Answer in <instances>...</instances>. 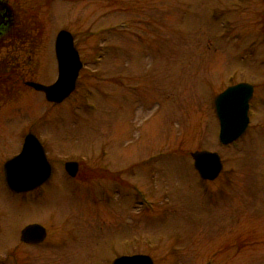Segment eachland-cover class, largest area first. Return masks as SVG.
<instances>
[{
  "label": "rangeland",
  "instance_id": "rangeland-1",
  "mask_svg": "<svg viewBox=\"0 0 264 264\" xmlns=\"http://www.w3.org/2000/svg\"><path fill=\"white\" fill-rule=\"evenodd\" d=\"M8 1L18 83L6 80L0 102V152L9 156L17 136L19 151L33 132L55 176L18 207L0 197V264H18L17 220L6 215L17 208L19 223L50 215L54 235L66 214L72 230L54 249L24 248L23 264H112L132 253L154 264H264V0ZM61 29L83 67L55 104L24 82L55 80ZM240 81L254 85L249 124L222 145L214 97ZM197 149L221 155L216 180L199 177ZM67 160L80 164L75 180Z\"/></svg>",
  "mask_w": 264,
  "mask_h": 264
},
{
  "label": "water",
  "instance_id": "water-1",
  "mask_svg": "<svg viewBox=\"0 0 264 264\" xmlns=\"http://www.w3.org/2000/svg\"><path fill=\"white\" fill-rule=\"evenodd\" d=\"M4 17L0 14V23ZM55 54L58 74L54 83L45 85L34 81L26 84L42 91L50 102L60 103L75 89L76 79L81 61L73 43V36L67 30H60L55 40ZM254 87L247 82L228 86L214 98V106L219 120V141L230 144L238 139L246 130L249 123V101L253 96ZM193 164L203 179L213 180L222 170L221 157L216 151L195 150L191 152ZM17 157L4 165L8 187L15 191H26L43 183L50 175V166L46 160L44 149L38 138L29 133L18 154V176L15 172ZM65 168L71 176H75L78 164L73 161L65 163ZM43 228L38 224L27 226L23 230V238L27 239L34 233H42ZM112 264H153L149 255H123L114 259Z\"/></svg>",
  "mask_w": 264,
  "mask_h": 264
},
{
  "label": "flooded vegetation",
  "instance_id": "flooded-vegetation-1",
  "mask_svg": "<svg viewBox=\"0 0 264 264\" xmlns=\"http://www.w3.org/2000/svg\"><path fill=\"white\" fill-rule=\"evenodd\" d=\"M0 14L2 16H4V21L2 23H0V102H4L7 98L6 93H11V90H7L6 89V80H10L11 84H15L16 82L18 83V60L16 59L17 55H18V45H16L17 43L15 42V40L17 39V29H18V18L15 12L14 7L11 5V3L8 0H0ZM18 40V39H17ZM18 91V90H17ZM18 99V98H17ZM2 104V103H1ZM17 110H18V106H17ZM7 112V111H5ZM5 112L0 115V120L4 117L2 115H5ZM14 131V130H13ZM15 132L18 134V129L15 130ZM29 131H26L23 135H21L22 138V142L24 139V136L28 133ZM16 148L15 150L7 157H3L4 151H1L0 154L2 153V156L0 157V197L3 194H10L11 196L17 198L16 202H17V207H18V200L19 202L23 201L24 197H27L28 194H35V193H39L40 190L42 188H44V186L50 181L53 180L54 176H55V171H54V167L53 164L49 161L50 165H51V175L48 178V180H46L44 183H42L40 186L31 189L29 191H14L12 189H10L7 186V182H6V174H5V170H4V164L12 159L17 157V165H16V169L15 172L18 176V136L16 138ZM21 142V144H22ZM3 157V158H2ZM66 161L63 162V167H64V163ZM65 170V169H64ZM78 170H80V164L78 162ZM67 174V173H66ZM79 174V171L76 175V177H70L68 174V178L69 180H75L77 179ZM65 176V175H64ZM4 211V210H3ZM15 214H6L7 218H15L17 220V235H18V240L14 242L16 248H19L21 251L18 254V264H23L26 260L24 253L22 252V250L24 248H28V249H39L44 247V249L46 248H56V244L57 243H64L65 238H63V233L64 231H71L72 230L69 228L68 224V218L65 214L63 220L60 222L61 226H62V230L55 231L54 235H52L53 230L50 229V226L52 225V222H49V218L51 217L46 216L47 218H42L45 216L40 217L41 219H32V220H22L20 223L18 222V214L22 213L20 212V210L15 211ZM35 216V215H34ZM1 219V218H0ZM24 219V218H23ZM33 224H38L43 228V232L40 233H34L30 236H27V239L23 238V230L29 226V225H33ZM74 227H77L74 226ZM66 232V233H67ZM71 232H69V234L71 235ZM4 237H8V233L5 230H2L1 228V223H0V236L1 239ZM1 243V241H0ZM19 243V244H18ZM10 246V244L8 245ZM33 252V251H32ZM33 258V257H32Z\"/></svg>",
  "mask_w": 264,
  "mask_h": 264
}]
</instances>
